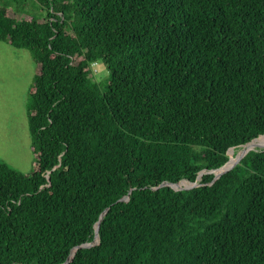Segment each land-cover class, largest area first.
Masks as SVG:
<instances>
[{
  "label": "trees",
  "instance_id": "1",
  "mask_svg": "<svg viewBox=\"0 0 264 264\" xmlns=\"http://www.w3.org/2000/svg\"><path fill=\"white\" fill-rule=\"evenodd\" d=\"M33 1L0 0L39 67L36 167L0 160V264H264V148L210 172L264 134V0Z\"/></svg>",
  "mask_w": 264,
  "mask_h": 264
},
{
  "label": "rangeland",
  "instance_id": "2",
  "mask_svg": "<svg viewBox=\"0 0 264 264\" xmlns=\"http://www.w3.org/2000/svg\"><path fill=\"white\" fill-rule=\"evenodd\" d=\"M29 14L41 17L45 12L38 9L33 0H17V4L8 9V15L17 19ZM91 69L99 81L100 90H104L107 68L101 61H97L91 65ZM37 71L38 65L32 59L29 49L16 48L0 40V160L25 174L31 173L36 167L27 103L33 76ZM263 147L264 137L253 141L246 151ZM242 148L243 145L236 147L231 153L236 155L242 152Z\"/></svg>",
  "mask_w": 264,
  "mask_h": 264
},
{
  "label": "water",
  "instance_id": "3",
  "mask_svg": "<svg viewBox=\"0 0 264 264\" xmlns=\"http://www.w3.org/2000/svg\"><path fill=\"white\" fill-rule=\"evenodd\" d=\"M262 135H264V134H262ZM262 135H260V136H262ZM259 137V136H258ZM254 139H256V138H254ZM253 139V140H254ZM252 141V140H251ZM250 141V142H251ZM264 148V147H263ZM231 150H233L234 149V147H231L230 148ZM249 151V150H248ZM248 151H246V152H244V153H242V154H240L237 158H236V161L234 162V163H236L238 160H240ZM230 158H231V156H230V154H229V158H228V160H227V162L225 163V164H223L221 167H219V168H216V169H213V170H210V172H213L214 173V178H217V177H219L225 170H227L228 168H230V166L232 165H230V166H226L227 165V163L229 162V160H230ZM233 163V164H234ZM205 170H202L201 171V174L204 172ZM198 178H199V176H198ZM189 183H191V182H189ZM163 184H168L167 182H163L162 183V185ZM191 184H196V183H191ZM172 185V187L173 188H175L176 190H178V189H180V187H176L175 186V184H171ZM122 199H128V196H126V197H124V198H122ZM107 209V208H106ZM106 209L101 213V215L106 211ZM98 227H99V221L96 223V226H95V235H94V238H93V240L91 241V242H87V243H83V244H81V245H78V246H76L75 248H74V250L76 249V248H78V247H80V246H90V245H93V244H97L98 242H99V236H98V233H97V230H98ZM72 256H73V254L67 259V260H65L62 264H67L71 259H72Z\"/></svg>",
  "mask_w": 264,
  "mask_h": 264
},
{
  "label": "bare ground",
  "instance_id": "4",
  "mask_svg": "<svg viewBox=\"0 0 264 264\" xmlns=\"http://www.w3.org/2000/svg\"><path fill=\"white\" fill-rule=\"evenodd\" d=\"M262 137H264V135L259 136V137H257L256 139L252 140L251 142H248V143L244 144V145H243V148L241 149L242 152L237 153L236 155H232V156H231V154H232L231 151H232V150L230 149V156H231V158H230V160H229V162L227 163L226 166H230V164H231L233 161H236V158H237L240 154L244 153V152H245V151L251 146V144H252L253 141H255V140L259 139V138H262ZM254 145H255V144H254ZM175 186H176V187H181L182 184L179 183V184H177V185H175Z\"/></svg>",
  "mask_w": 264,
  "mask_h": 264
},
{
  "label": "crops",
  "instance_id": "5",
  "mask_svg": "<svg viewBox=\"0 0 264 264\" xmlns=\"http://www.w3.org/2000/svg\"><path fill=\"white\" fill-rule=\"evenodd\" d=\"M38 70H39V67H38ZM37 73H38V71H37Z\"/></svg>",
  "mask_w": 264,
  "mask_h": 264
},
{
  "label": "clouds",
  "instance_id": "6",
  "mask_svg": "<svg viewBox=\"0 0 264 264\" xmlns=\"http://www.w3.org/2000/svg\"><path fill=\"white\" fill-rule=\"evenodd\" d=\"M94 63H96V62H94ZM94 63H92V64H94Z\"/></svg>",
  "mask_w": 264,
  "mask_h": 264
}]
</instances>
